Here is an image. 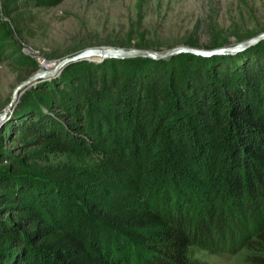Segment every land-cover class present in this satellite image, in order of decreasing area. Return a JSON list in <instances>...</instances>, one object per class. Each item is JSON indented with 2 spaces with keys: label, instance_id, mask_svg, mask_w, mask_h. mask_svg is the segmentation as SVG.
Segmentation results:
<instances>
[{
  "label": "trees",
  "instance_id": "16d2710c",
  "mask_svg": "<svg viewBox=\"0 0 264 264\" xmlns=\"http://www.w3.org/2000/svg\"><path fill=\"white\" fill-rule=\"evenodd\" d=\"M21 103L13 129L43 183L0 176V212L14 220H0V264H191L196 223L242 218L264 183V40L226 55L69 64ZM114 138L120 187L102 201L85 196L75 167L41 164ZM248 236L247 264H264V225Z\"/></svg>",
  "mask_w": 264,
  "mask_h": 264
},
{
  "label": "rangeland",
  "instance_id": "374dc122",
  "mask_svg": "<svg viewBox=\"0 0 264 264\" xmlns=\"http://www.w3.org/2000/svg\"><path fill=\"white\" fill-rule=\"evenodd\" d=\"M263 40L264 0H0V159L9 158L0 161V176L17 183H43L32 174L26 146L13 129L24 112V95L59 77L69 64L115 57H83L54 69L59 61L99 47L153 52L175 46L227 49L207 56L177 52L148 59L176 60L184 54L209 57L234 54ZM122 146L114 138L87 149L49 153L41 164L75 167L85 196L98 202L104 199L103 189L120 187L110 164ZM245 201L242 218L205 226L196 223L188 248L191 264H247L250 250L243 242L251 226L264 225V183ZM61 208L57 216L60 213L68 220L71 214ZM81 215L87 219L85 213ZM0 220L14 221L9 210L0 212Z\"/></svg>",
  "mask_w": 264,
  "mask_h": 264
},
{
  "label": "water",
  "instance_id": "95a60500",
  "mask_svg": "<svg viewBox=\"0 0 264 264\" xmlns=\"http://www.w3.org/2000/svg\"><path fill=\"white\" fill-rule=\"evenodd\" d=\"M226 50L227 49L225 48L215 49V50H203V49L190 48L186 46H175L170 49H167L164 52H153V51L136 49V48L124 49V48H112V47H99V48L85 49L83 52H81L80 54L76 56L63 59L54 66V69H56L59 66L61 67L63 64H65L66 62L70 60L79 59L83 57H90V56H101L102 58L104 57H115V58L146 57V58H152V59H159V58H165L177 52H191V53L207 56L213 53H222V52L225 53ZM45 73H47V71ZM40 74L41 73L38 72L34 74V76H38ZM18 87L16 89H18ZM0 116H1V113H0Z\"/></svg>",
  "mask_w": 264,
  "mask_h": 264
}]
</instances>
